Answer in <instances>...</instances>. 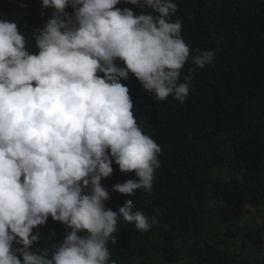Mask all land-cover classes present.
<instances>
[{"label": "clouds", "instance_id": "clouds-1", "mask_svg": "<svg viewBox=\"0 0 264 264\" xmlns=\"http://www.w3.org/2000/svg\"><path fill=\"white\" fill-rule=\"evenodd\" d=\"M121 3L152 11L137 14ZM42 5L53 13L32 30L35 52L15 21L0 18V264H116L108 243L117 242L118 219L141 233L150 224L132 200L107 208L102 180L115 164L136 179L112 191L151 193L161 153L139 126L121 80L132 74L156 100L184 103L197 69L212 64L215 52L190 58L182 22L170 19L174 0ZM49 217L70 230L51 253L34 247Z\"/></svg>", "mask_w": 264, "mask_h": 264}, {"label": "trees", "instance_id": "trees-1", "mask_svg": "<svg viewBox=\"0 0 264 264\" xmlns=\"http://www.w3.org/2000/svg\"><path fill=\"white\" fill-rule=\"evenodd\" d=\"M174 2L178 11L170 19L182 22L190 58L214 51L215 60L197 69L184 103L172 96L156 100L132 74L121 80L130 90L139 126L161 153L151 193L112 191L113 185L136 179L115 164L113 175L102 180L110 193L107 208L116 211L132 200L134 211L143 212L150 224L141 233L134 222L119 218L117 242L108 243L110 261L179 264L190 255L192 264H264V219L258 223L260 213L247 208H264V0ZM117 7L152 11L125 3ZM52 13L42 0H0V18L18 24L31 52L38 51L32 30L42 28ZM189 67L191 59L181 81ZM251 215L255 223L237 226ZM219 225L225 233L217 231ZM38 231L40 244L34 247L51 253L70 230L49 217Z\"/></svg>", "mask_w": 264, "mask_h": 264}, {"label": "rangeland", "instance_id": "rangeland-1", "mask_svg": "<svg viewBox=\"0 0 264 264\" xmlns=\"http://www.w3.org/2000/svg\"><path fill=\"white\" fill-rule=\"evenodd\" d=\"M252 206H248L247 208H250L253 212H259L260 214L257 215L256 217V221L258 223H260L262 221V219H264V208H260V207H252ZM258 214V213H257ZM212 221H217L215 216H212L210 218ZM254 222L253 216H249L247 219L241 220L240 222L237 223L238 227H241L243 229H246L248 226L252 225ZM218 232L225 233L226 232V227L223 225H219L218 227ZM163 262V259H159L158 258V263ZM193 263V259L190 257V255H186L184 256V258L181 260V262L179 264H192ZM164 264V262L162 263Z\"/></svg>", "mask_w": 264, "mask_h": 264}]
</instances>
